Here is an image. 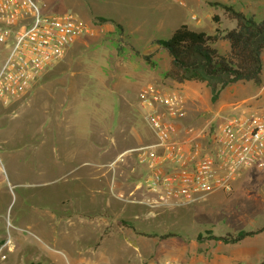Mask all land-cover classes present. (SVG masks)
Segmentation results:
<instances>
[{
  "label": "rangeland",
  "instance_id": "1",
  "mask_svg": "<svg viewBox=\"0 0 264 264\" xmlns=\"http://www.w3.org/2000/svg\"><path fill=\"white\" fill-rule=\"evenodd\" d=\"M35 1L47 13L71 11L88 30L68 47L59 64L48 68L53 73L49 75L52 84L58 83L69 89L57 95L63 100L74 96L78 101H71L73 104L76 102L73 107L66 104L69 100L60 105V101L51 102L48 107L39 101L33 105L26 104L22 108L25 110L23 115L20 108L5 110L2 114L4 119H10L7 121L9 135L4 131L0 138V242L9 236L13 249L5 260H0V264H26L31 260L49 264L50 258L47 260L46 255L54 257L56 264H84L73 263L65 251H59L53 237L60 227L57 224L59 217H69L78 224L87 221L88 214L96 211L97 217H105L102 201L106 193L102 191H106V177L115 184L113 190L117 197L114 198L127 200L133 210H130V217L111 219L108 230L100 229L95 236H92L94 232L80 238L75 235L74 243L80 248L90 245L94 237V246L102 244L101 247L106 248L104 235L115 232L116 225L128 229L133 225L137 230L175 232L179 236L160 239L143 235L148 237V242L140 249L141 256L138 255L135 262V251L131 247L121 250V246L113 242L114 238L116 241L125 238L131 242L128 235L121 233L112 239L110 246L116 249L115 264L159 263L165 258L192 264H261L264 259V230L236 244L214 240L198 242L196 235L206 229L215 234H225L240 229L255 230L264 225V165L242 170L233 180L230 191L216 189L188 205L161 207L151 217L145 214L147 207L137 202L144 196L143 189H135L144 168L130 152L120 159L124 149L154 140L143 111L131 112V118L127 117L124 125H117L112 141L102 138L100 131L103 129L106 135V98L117 99L110 87L131 92V87L135 89L151 82L167 90L180 91L186 99V115L180 122L191 130V135L203 142L206 140L203 135L212 124L225 117L263 107L264 52L261 55V84L249 81L228 85L221 93V100L233 104L216 111L220 100H211L210 89L205 82H177L165 76L171 57L166 50L158 48L155 41L168 38L172 30L182 23L207 33H213L216 26L224 32L233 28L235 20L230 19L222 8L210 5L211 1L225 2L261 19L264 18V0ZM77 3L84 7H76ZM75 7L92 10L76 11ZM106 14L121 21L122 29L116 27L114 33H106V21L100 22L95 18ZM214 15L218 16L219 22L214 21ZM10 44L11 40L0 42V67ZM215 47L219 52L229 48L226 40L218 41ZM60 69L58 76L54 75ZM63 115L77 116L81 123H90L96 146H106L109 142L113 150L80 151V160H90L94 165L81 164L78 170L72 171L78 160L62 161L64 152L70 151H57L56 148V139L60 137L57 134L59 118ZM2 128L4 130L6 126ZM132 129L140 140L133 136ZM77 131L83 135L88 129L74 127L72 130L74 134ZM183 137V132L178 134V138ZM81 217L85 220H80ZM122 220L129 221L130 225L126 226Z\"/></svg>",
  "mask_w": 264,
  "mask_h": 264
},
{
  "label": "built area",
  "instance_id": "2",
  "mask_svg": "<svg viewBox=\"0 0 264 264\" xmlns=\"http://www.w3.org/2000/svg\"><path fill=\"white\" fill-rule=\"evenodd\" d=\"M0 25V42L11 40L0 67L3 103L25 93L88 30L71 11L47 13L35 0H0ZM138 103L154 140L122 152L120 159L130 152L144 168L135 189H143L137 202L147 207V216L154 217L161 207L200 201L216 189L230 191L242 170L263 167L264 106L212 124L203 142L180 122L186 115L180 91L146 83L138 92ZM181 132L184 137L178 138ZM12 249L8 236L0 244V260ZM145 264L192 263L165 258Z\"/></svg>",
  "mask_w": 264,
  "mask_h": 264
},
{
  "label": "crops",
  "instance_id": "3",
  "mask_svg": "<svg viewBox=\"0 0 264 264\" xmlns=\"http://www.w3.org/2000/svg\"><path fill=\"white\" fill-rule=\"evenodd\" d=\"M77 4L78 5H75L76 7H78L79 5L82 6L79 3H77ZM76 7L74 8L76 11H82L85 9L92 10L91 8H83V9L79 10ZM82 7H84V6H82ZM97 16H103V15H97ZM104 17L111 19L109 21H106V33H114L116 30L117 24L121 25V23H120L121 21L113 19L110 14H108V15L106 14V16H104ZM76 42H78V41H76ZM74 45L71 47L72 49H73ZM60 60L55 62L53 65L59 64L58 62H60ZM47 70H48V68L44 71L45 73L42 74L40 76V78L32 85V87H30L21 96H19L17 98H13V99L9 100L7 103H3L0 101V138H2V133L4 131H6L9 135V129L7 128V126H8L7 121L10 118L4 119L2 117L3 116L2 114L5 112V110L17 109V108L19 109L20 108V113L23 115V112H25V110L22 108L25 107L26 104L27 105H33V104H37V102L41 101V102H39V103H41V105L48 107L49 103H51V102L54 103V102L60 101L59 102V105H60V104H63V102L64 103L68 102V100H69V103H66V104H68V107L71 108L75 105L76 102H78L74 98V96H71L70 97L71 99H64L63 100L62 96L57 95L58 93L61 94V92L64 90L69 91V89L68 88L64 89L65 87H63V85H59L58 83H56V85L52 84V79H50L49 75L53 74V73H51L49 70L48 71ZM61 71L62 70L60 69L54 75L58 76V74ZM51 76H53V75H51ZM236 83H238V82H236ZM143 86L144 85H139L135 89L131 87V90H133L131 92L126 91L124 88L121 89V88H116V87L115 88L110 87L111 91L117 95V99L112 100L111 98L110 99L106 98V135H104V131L102 129V131H100V133L103 134L101 136L102 138H106V140L112 141L115 138L114 134H115V129H117V125H120V127L122 125H124L126 118L127 117L131 118V115H132L131 112L137 111L136 113H138V109H140L142 112V109L140 108L139 103H138V92ZM226 87H228V86H226ZM136 90H137V93L135 92ZM222 91L220 92V94L217 98L218 100H220V105L216 111L222 110V108H224L225 106H228L230 103V102L224 103L221 100ZM38 92H42L41 94H39L41 96V99L38 95ZM106 95H107V93H106ZM109 97H111V95H109ZM71 101H76V102L73 104ZM59 120L60 121L58 124L59 128H58L57 134L60 137L58 139H56L57 140L56 148H57V151H70L69 153L64 152V154L62 156L63 157L62 161H64L65 159L69 160V161L75 160V159L78 160V163L72 168V171L78 170V168L80 167L81 164H85L86 166H89V165L93 166L94 165V164H91L92 162H90V160H86L88 162L81 161L80 156H79L80 151H96V150L97 151H106V150L111 151V150H113L112 149L113 145L111 143L109 144V142H107L106 146H102V144H98V146H96L95 139H94V130L91 127L90 123L86 124V123H83V121L81 123L80 118L77 116L63 115L61 118H59ZM3 125L6 126V129H4V130L2 128ZM74 127L76 129H78L79 127H85L88 129V132L86 134L79 135L78 131H77V133L74 134L72 132ZM68 131H70L71 133ZM84 131L86 132V130H84ZM130 131L133 133V136L135 138L140 140L139 135L137 134V132H135L134 129H132ZM128 149H130V148H128ZM128 149H124L123 152L127 151ZM107 165L111 166L110 163H108ZM107 171H108V168H106V172ZM105 184H106V191H102V192L106 193V196L103 198V201H102V209L104 212H106V215H105L106 218L105 217L104 218L97 217V215L95 214V213H97V211H96L94 213L88 214V217H87L88 220L82 221V223H80V224L75 222L73 219H70L69 217H64V218L59 217V219H58L57 224H59L60 227H57L59 230L56 233V237L55 236L53 237V239H54L53 242L56 244V246L59 247V249H58L59 251H65V253H67V255L72 259L73 263L83 262L84 264H102V263L103 264H115L114 261L116 258H115L114 253H115L116 249H113L110 246L112 244V239L121 233L128 235L127 237H129L128 239H130L131 242H127V240L125 238H123L124 240L120 239L118 241H116L114 238L113 242L118 243L121 246L120 247L121 250L125 249L124 247H126V246L131 247L133 249V251H135V253H134L135 258H136L135 262H137V256L138 255L141 256L140 249L144 248L145 243L148 242V240H147L148 237H144L143 235L137 234V233L135 234L134 231H132V229H130V228L128 229L126 227H121V226L116 225V227H115L116 231L115 232L108 233V234L104 235V240L106 239L104 241V242H106V248L101 247L102 244H100L99 247L94 246V244L96 242L95 237H94L92 243H90V245H88L85 248H80L79 246H77L74 243V236L75 235L80 238V236L86 237L87 235H90L91 232L92 233L94 232L92 236H95L96 234H98V230H100V229L101 230H103V229L108 230V226L110 224L111 219L112 220L122 219L125 217V215L130 217L129 213L133 210V208H130L128 206V204L126 202L127 200L123 201L122 199L114 198L115 192H114L113 188H115V184L112 182V180H109L106 177V183ZM91 187H92V189H94L93 185H91ZM115 197H117V196H115ZM135 215L133 217H135ZM80 220H85V219H84V217H81ZM96 231H97V233H96ZM81 232H83V233H81ZM45 240L48 241L47 238ZM49 241H50V239H49ZM153 242H156V241L153 239ZM146 251H149V250H146ZM150 251H152V250H150ZM107 252L109 254H107ZM104 254L106 255L105 256L106 258H104ZM47 257L50 258L49 264H56V259L54 257L46 255L45 258L47 259ZM66 258H67V256H66ZM106 261H108V263Z\"/></svg>",
  "mask_w": 264,
  "mask_h": 264
},
{
  "label": "trees",
  "instance_id": "4",
  "mask_svg": "<svg viewBox=\"0 0 264 264\" xmlns=\"http://www.w3.org/2000/svg\"><path fill=\"white\" fill-rule=\"evenodd\" d=\"M212 6L222 8L230 19L235 20V26L228 31H222L218 26L213 33L202 30H193L185 23L178 25L166 39L158 38V48L166 50L170 57V67L165 76L177 82L202 81L210 89L211 100L215 101L220 92L228 85L236 82H253L256 85L262 82V53L264 52V18L257 19L255 15L245 13L230 4L221 1H211ZM100 22L111 19L104 16H95ZM219 22L217 15L213 16ZM117 24V27H120ZM122 29V28H121ZM220 40L228 42V50L219 52L215 47ZM126 226L129 221L122 220ZM136 233L148 237L157 236L165 239L179 236L175 232L157 233L137 230L129 226ZM264 230V225L258 229H240L236 232L215 234L211 229L198 232L196 240L221 241L225 244H236L247 237ZM1 244V242H0ZM26 264H43L41 261L31 260ZM264 264V259L261 262Z\"/></svg>",
  "mask_w": 264,
  "mask_h": 264
}]
</instances>
